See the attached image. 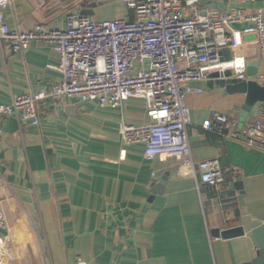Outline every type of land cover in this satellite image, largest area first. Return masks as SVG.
I'll return each instance as SVG.
<instances>
[{
    "label": "crops",
    "instance_id": "1",
    "mask_svg": "<svg viewBox=\"0 0 264 264\" xmlns=\"http://www.w3.org/2000/svg\"><path fill=\"white\" fill-rule=\"evenodd\" d=\"M205 4L264 11V0ZM84 11L98 20L132 15L123 0H11L5 14L11 27L29 31L39 24L65 29L70 13ZM232 52L224 49L223 55L230 58ZM236 52L250 63L258 60V73H264L254 37ZM58 64L49 42L33 41L23 52L0 44V104L48 90L62 79L49 67ZM212 75L200 84L204 91L189 94L186 103L194 159L217 158L223 167L240 170L236 180L228 175L218 189L198 187L180 159L149 161L144 144L123 142V122L150 123L141 98H131L123 108L67 96L47 100L39 105V127L1 117L0 208L7 227L0 235L9 238L3 264L250 263L258 250L251 233L224 239L212 231L235 227L244 215L264 221V149L224 138L203 123L214 112L243 122L262 101L246 117V94L228 93Z\"/></svg>",
    "mask_w": 264,
    "mask_h": 264
},
{
    "label": "built area",
    "instance_id": "2",
    "mask_svg": "<svg viewBox=\"0 0 264 264\" xmlns=\"http://www.w3.org/2000/svg\"><path fill=\"white\" fill-rule=\"evenodd\" d=\"M205 1L123 0L132 15L98 20L84 12L70 13L65 29L39 24L22 31L8 23L5 12L11 0H0V44L23 52L33 41L49 42L59 55V64L49 67L62 74L48 90L18 95L11 103L0 104V118L17 117L39 127V105L47 100L67 96L123 108L131 98H141L146 101L150 123L134 126L123 122L120 133L125 144H144V157L149 161L156 157L180 159L184 173L192 175L198 187L206 184L218 189L228 175L236 180L238 167H223L217 158L194 159L186 97L203 92L200 84L216 72L250 79V61L236 49L247 37H254L264 60V11L249 13L241 7L222 10L207 6ZM228 48L233 52L225 58L223 51ZM253 79L264 85V73ZM203 128L264 149V101L243 122L214 112ZM2 140L0 124V143ZM6 227L7 217L0 208V230ZM8 239L0 235V257L7 250ZM78 264L86 262L79 259Z\"/></svg>",
    "mask_w": 264,
    "mask_h": 264
},
{
    "label": "water",
    "instance_id": "3",
    "mask_svg": "<svg viewBox=\"0 0 264 264\" xmlns=\"http://www.w3.org/2000/svg\"><path fill=\"white\" fill-rule=\"evenodd\" d=\"M84 13L88 14L87 11H84ZM258 66V60H254L250 63L247 69V74L250 77L248 80H240L231 77L230 72L225 73V75L218 73L212 75L228 93L246 94V103L243 106V115L245 116L250 112L252 106L256 102L264 101V85H260L253 79V77L258 74ZM164 181H166V179H164ZM235 185L241 186L242 183H235ZM246 233H251L258 249L256 257L248 264H264V221L253 219L249 215H244L239 225L225 230L213 229L212 231L213 236L222 237L224 239L242 236Z\"/></svg>",
    "mask_w": 264,
    "mask_h": 264
},
{
    "label": "rangeland",
    "instance_id": "4",
    "mask_svg": "<svg viewBox=\"0 0 264 264\" xmlns=\"http://www.w3.org/2000/svg\"><path fill=\"white\" fill-rule=\"evenodd\" d=\"M216 73H218V72H216ZM219 74V73H218Z\"/></svg>",
    "mask_w": 264,
    "mask_h": 264
}]
</instances>
